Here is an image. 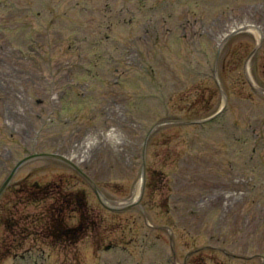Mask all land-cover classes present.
<instances>
[{
	"label": "rangeland",
	"instance_id": "1",
	"mask_svg": "<svg viewBox=\"0 0 264 264\" xmlns=\"http://www.w3.org/2000/svg\"><path fill=\"white\" fill-rule=\"evenodd\" d=\"M245 21L263 43L251 56L258 31L228 38L220 86L222 34ZM246 68L264 87V0H0V185L27 154L66 152L85 131L118 122L116 107L139 123L123 128L130 157L104 141L84 165L114 204L132 206L105 207L59 158L22 165L1 198L0 264H264V91ZM226 95L218 117L195 122ZM18 100L39 147L7 122L5 106ZM50 186L88 198L102 222L76 241L48 233L54 220L65 235L85 218L60 211L66 202ZM238 189L247 193L228 210L226 192Z\"/></svg>",
	"mask_w": 264,
	"mask_h": 264
},
{
	"label": "water",
	"instance_id": "2",
	"mask_svg": "<svg viewBox=\"0 0 264 264\" xmlns=\"http://www.w3.org/2000/svg\"><path fill=\"white\" fill-rule=\"evenodd\" d=\"M61 157L64 158L65 160L69 161L70 163L74 164V165H75L80 171H82V173H84L86 176H88V175L82 170V168H80L75 162H73L72 160H70L69 158H67V157H65V156H63V155H61ZM7 183H8V181H7V182L3 185V187L0 189V197H1L2 193H3V191L5 190V187H6Z\"/></svg>",
	"mask_w": 264,
	"mask_h": 264
},
{
	"label": "bare ground",
	"instance_id": "3",
	"mask_svg": "<svg viewBox=\"0 0 264 264\" xmlns=\"http://www.w3.org/2000/svg\"><path fill=\"white\" fill-rule=\"evenodd\" d=\"M257 31L259 32V31H260V29H257ZM142 183H143V180L141 179V182H140V184H139L138 190H137V192H136V197H139V194H140V190H141Z\"/></svg>",
	"mask_w": 264,
	"mask_h": 264
}]
</instances>
